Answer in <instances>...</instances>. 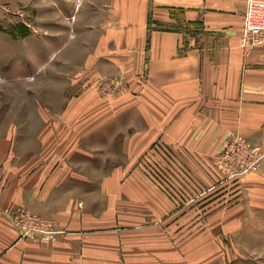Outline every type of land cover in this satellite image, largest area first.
I'll return each instance as SVG.
<instances>
[{
	"label": "crops",
	"instance_id": "crops-1",
	"mask_svg": "<svg viewBox=\"0 0 264 264\" xmlns=\"http://www.w3.org/2000/svg\"><path fill=\"white\" fill-rule=\"evenodd\" d=\"M247 4L248 0H48L45 10L61 14L62 24L47 19L55 30L71 28L74 35L84 36V64L92 76H145L148 85L138 97L141 105L133 99L127 106L142 108L143 114L141 128L129 127L141 132L125 143L134 160L135 151L158 139L174 148L191 175L211 179L217 172L210 155L232 134L264 151V46L246 45ZM79 110L67 106L63 113ZM109 122L107 118L105 124L75 127L97 132L113 129V123L105 127ZM101 140L98 134L90 142ZM66 141L76 148L64 150L62 164L52 169L49 159L34 160L13 148L16 143L0 138V264H130L121 249L126 233L117 217L103 220L78 202L76 197L95 189L88 190L85 171L74 165L85 161L84 140ZM262 167L243 179V195L233 208L254 201L264 204V197L249 196L258 195L259 189L264 196ZM19 206L55 219L64 232L51 241L24 238L10 218Z\"/></svg>",
	"mask_w": 264,
	"mask_h": 264
},
{
	"label": "rangeland",
	"instance_id": "rangeland-1",
	"mask_svg": "<svg viewBox=\"0 0 264 264\" xmlns=\"http://www.w3.org/2000/svg\"><path fill=\"white\" fill-rule=\"evenodd\" d=\"M47 2L0 0V138L16 143L13 148L20 154L49 159V166L56 169L64 150L76 148L63 140L82 137L86 158L74 165L85 171L88 190L95 192L76 198L89 214L103 220L117 217L126 233L121 249L125 248L130 264H264V204L254 201L233 208L243 195L239 194L243 179L263 170L260 146L232 134L210 155L217 172L211 179L191 175L174 148L158 139L135 151L134 160L132 148L125 143L141 132L129 127L141 128L143 114L142 108L127 106L133 99L141 105L138 97L148 85L145 76L133 80L123 73L92 76L84 64V36L74 35L71 28L55 30L47 23V19L63 22L58 11L45 10ZM70 20L76 22L74 16ZM67 106L80 110L64 114ZM107 118L112 122L105 127L113 123V129L77 128L85 122L105 124ZM98 134L103 140L90 142ZM238 141L257 152V167H241L228 157V147ZM258 191L249 196L264 197L263 190ZM18 209L49 220L23 225L29 233L24 238L51 241L64 232L55 219L19 206L11 210L10 218L20 233L13 218ZM45 227L52 233L40 229Z\"/></svg>",
	"mask_w": 264,
	"mask_h": 264
},
{
	"label": "built area",
	"instance_id": "built-area-1",
	"mask_svg": "<svg viewBox=\"0 0 264 264\" xmlns=\"http://www.w3.org/2000/svg\"><path fill=\"white\" fill-rule=\"evenodd\" d=\"M244 32L245 42L249 49L264 46V0H248ZM227 155L244 168L257 167L260 162L257 152L250 150L243 141L230 144L227 149ZM231 163L233 162L231 161ZM13 214L15 224L22 229V235L27 237L29 233L23 231V225L31 227L34 221H37L36 219L38 221H49L47 219H39L23 209H18ZM40 229H44V232L48 234H51L53 230L50 227Z\"/></svg>",
	"mask_w": 264,
	"mask_h": 264
}]
</instances>
